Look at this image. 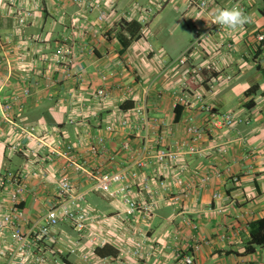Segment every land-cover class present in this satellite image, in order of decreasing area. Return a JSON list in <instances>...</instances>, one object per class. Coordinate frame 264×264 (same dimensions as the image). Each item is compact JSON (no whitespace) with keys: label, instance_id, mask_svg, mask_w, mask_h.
Listing matches in <instances>:
<instances>
[{"label":"crops","instance_id":"1","mask_svg":"<svg viewBox=\"0 0 264 264\" xmlns=\"http://www.w3.org/2000/svg\"><path fill=\"white\" fill-rule=\"evenodd\" d=\"M214 1L222 6L235 0ZM94 2L21 0L20 6L34 12L21 35L12 15L17 4L0 0V104L16 97L13 127L0 118V175L19 170L25 162L40 170V177H28L20 204L31 223L55 202L56 181L63 173L76 192L86 194L87 205L113 220L119 204L93 191L88 173L95 169L122 173L133 199L154 197L155 213L146 222L122 220L107 231L118 249L90 247L69 224H60L57 241L41 245L45 264H119L121 251L132 249L129 237L142 244L141 257L126 255L135 264H183L178 254L190 257L192 264H264V245L252 255L244 253L248 226L264 218V45L254 55L251 46L264 33V0L247 5L250 22L243 28L215 35L193 55L195 68L206 64L199 82L190 79L191 88L203 96V104L193 107L177 104L180 73L167 75L163 67L188 48L198 26L208 24L212 8L200 17L187 0ZM184 25L191 27L192 37L181 46L175 34ZM228 40L235 48L226 55L220 44ZM62 47L70 51L65 57L69 65L55 55ZM105 74L109 78L103 82ZM218 77L232 80L211 90ZM100 87L108 91L107 101L95 99ZM204 107L235 114L243 122L213 130ZM31 126L38 127L37 138L69 151L52 162L46 147L29 157L24 150L33 141L15 132ZM190 126L205 130L200 140L188 135ZM97 137L104 146L92 154L88 146H98ZM7 142L23 151L10 152ZM162 149L178 150L180 163H157L155 155ZM69 158L82 170L74 169ZM133 173L138 177L133 179ZM206 177L210 179L204 183ZM177 179L183 182L180 187ZM142 180L157 188L155 195L144 191ZM160 183L167 185L165 191ZM180 189L184 196L177 195ZM9 241V232H0V243ZM75 248L78 252L71 254ZM90 248L95 259L90 255L82 260ZM0 264H5L1 256Z\"/></svg>","mask_w":264,"mask_h":264},{"label":"built area","instance_id":"2","mask_svg":"<svg viewBox=\"0 0 264 264\" xmlns=\"http://www.w3.org/2000/svg\"><path fill=\"white\" fill-rule=\"evenodd\" d=\"M13 4H17L12 11V15L15 19V29L18 34L24 33V27L26 26L28 20L34 16V12L30 9H24L21 5V0H11ZM81 1V0H80ZM83 1V0H82ZM189 9L197 10L198 16L203 17L210 8H212V13L208 15V24L205 26H198L195 30L194 39L177 58H174L164 65L163 70L166 71L167 75L180 73L181 81L178 84V91L180 93L178 97L177 104H184L189 107H193L197 104H203L202 93L193 90L191 87L190 79L193 76L196 82H199L200 75L202 74L206 64L199 65L198 67L193 66V55L198 53L199 50H203L206 43L212 39L215 35L223 36L230 29L215 24L214 16L217 9L231 8L234 5H238L240 9L248 16L247 5L252 0H235L228 5H218L214 0H187ZM97 6L104 5L105 0H95ZM105 17V12H102V18ZM244 27V26H243ZM241 27V28H243ZM226 35V34H225ZM230 39V38H228ZM12 40V39H11ZM10 42V40H8ZM264 45V33H259L255 36L252 43V53L253 55L258 53L261 47ZM226 51V55L234 51V44L230 40L225 41L220 44ZM70 51L64 47L60 48L59 52L55 55L59 58L60 62H67L70 64V60L66 59V55ZM109 78L108 75L102 76V81L105 82ZM232 80V77H227L225 80L216 79L215 83L210 85L211 90H215L217 86H225ZM109 93L105 87H100L95 93V99L99 101H107ZM16 97L4 100L0 104L1 115L0 118L3 122L10 124L13 127L12 114L14 110V103ZM208 114V126L213 130H222L224 128H235L239 126L243 121L240 117L235 114L227 113L220 114L214 111L213 108L204 107ZM138 114H142L141 110L137 111ZM126 124V122H124ZM38 127L31 126L29 128H19L16 130L15 134L25 135L28 141H33V146L30 149L24 150L26 155L35 156L41 147H46L47 159L52 162V160L57 155L66 154L62 152L58 146L45 143L42 136L36 137L39 130ZM110 131L113 130L112 127L109 128ZM205 130L190 126L187 129L188 135L194 137V141H198L202 138ZM9 139V138H8ZM97 145L89 144L88 151L92 154H97L99 150L104 146L103 139L97 137ZM7 149L10 152H21L23 147L19 144L7 142ZM128 145H125L127 148ZM185 148V144L180 146V150ZM194 148H190V152H194ZM112 159V158H111ZM69 163L73 165L74 169L82 170V166L76 164L73 159L69 158ZM155 161L161 166H165L167 162L172 164L180 163V152L177 150L175 152H170L168 150L162 149L158 151L155 155ZM29 162L25 164L17 171L6 170L0 175V232L8 231L10 236L9 244L0 243V256L5 259V264H45V257L42 252L41 245L44 242L55 243L57 241L58 226L60 224H69L75 233L80 237H84L88 242L90 247L102 248L105 246H114L116 249L119 248L117 240H110L105 234L107 231L116 229L117 226L121 225V221H126L130 223L132 220H139L146 222L155 213L156 200L154 197L149 200H135L130 194V184L128 180L123 176L122 173L117 172H105L100 170H93L88 173L90 179L94 180L93 191L97 192L103 196H107L109 199L116 201L119 204V211L113 220L111 218L105 217L93 209L91 206L85 203L84 193L76 192L74 186L71 183L69 176L66 173L60 174L57 181V198L55 202L49 206L47 211L41 216L38 221L30 222L23 210L20 208V204L23 201V196L27 189L26 181L28 177H40V170L35 168H30ZM138 168H141L142 163L135 164ZM221 172L217 170L215 172V177H220ZM133 179L137 178L136 173L131 174ZM210 177L204 178L203 182H208ZM177 186L182 185V181L177 179L175 181ZM142 188L145 192H150L151 196L155 195V190L149 186L148 181L142 180ZM158 187V186H157ZM160 189L166 190L167 185L160 183ZM178 196H184L185 190L180 189ZM178 198V197H177ZM215 198H220V195H216ZM7 199V200H4ZM136 231H134L135 233ZM130 245L132 246L131 251L120 253L119 264H135L131 262L127 256L131 259L139 258L142 256L141 247L142 244L138 242L135 238L129 237L128 239ZM78 246H80V241L76 240ZM79 249H73L70 251L71 254H76ZM194 251L198 250V246L195 245ZM91 255V256H90ZM125 255V257H124ZM83 259L85 257H93L91 248L87 253L84 252L82 255ZM178 259H181L183 264H192L190 257H182L180 254L177 255ZM93 259H95L93 257Z\"/></svg>","mask_w":264,"mask_h":264},{"label":"clouds","instance_id":"3","mask_svg":"<svg viewBox=\"0 0 264 264\" xmlns=\"http://www.w3.org/2000/svg\"><path fill=\"white\" fill-rule=\"evenodd\" d=\"M213 22L217 25L236 30L249 23L250 17L238 5H234L231 8L217 9Z\"/></svg>","mask_w":264,"mask_h":264},{"label":"trees","instance_id":"4","mask_svg":"<svg viewBox=\"0 0 264 264\" xmlns=\"http://www.w3.org/2000/svg\"><path fill=\"white\" fill-rule=\"evenodd\" d=\"M248 232V238L244 244V253L252 255L264 245V218L251 223L248 226Z\"/></svg>","mask_w":264,"mask_h":264},{"label":"rangeland","instance_id":"5","mask_svg":"<svg viewBox=\"0 0 264 264\" xmlns=\"http://www.w3.org/2000/svg\"><path fill=\"white\" fill-rule=\"evenodd\" d=\"M189 32H188V30ZM191 27L189 25H184V27L182 29H180L178 32H176L175 34V40L177 41L178 45H181L186 42L188 36L192 37L191 33H190ZM190 34V35H189ZM167 35V34H166ZM167 36H164V41H167Z\"/></svg>","mask_w":264,"mask_h":264}]
</instances>
